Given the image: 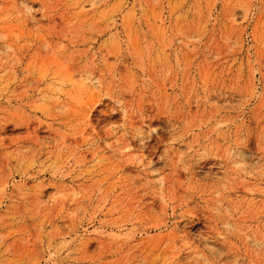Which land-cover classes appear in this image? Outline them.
Instances as JSON below:
<instances>
[{"label":"rangeland","instance_id":"374dc122","mask_svg":"<svg viewBox=\"0 0 264 264\" xmlns=\"http://www.w3.org/2000/svg\"><path fill=\"white\" fill-rule=\"evenodd\" d=\"M0 264H264V0H0Z\"/></svg>","mask_w":264,"mask_h":264}]
</instances>
